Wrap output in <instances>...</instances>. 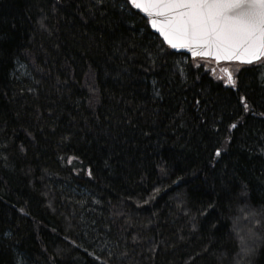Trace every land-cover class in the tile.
I'll return each instance as SVG.
<instances>
[{
    "label": "trees",
    "instance_id": "trees-1",
    "mask_svg": "<svg viewBox=\"0 0 264 264\" xmlns=\"http://www.w3.org/2000/svg\"><path fill=\"white\" fill-rule=\"evenodd\" d=\"M239 65L125 0H0V264H264V64Z\"/></svg>",
    "mask_w": 264,
    "mask_h": 264
},
{
    "label": "snow or ice",
    "instance_id": "snow-or-ice-1",
    "mask_svg": "<svg viewBox=\"0 0 264 264\" xmlns=\"http://www.w3.org/2000/svg\"><path fill=\"white\" fill-rule=\"evenodd\" d=\"M125 2L141 10L148 17L151 27L172 48L189 49L193 57L202 59L264 64V0ZM222 71L226 73L224 82L235 87L233 72L227 68ZM244 99L241 97L242 101ZM244 108L248 110L246 103ZM215 154L219 156L221 149L217 148ZM250 239H255V234H251ZM242 251L248 255L253 249L244 248Z\"/></svg>",
    "mask_w": 264,
    "mask_h": 264
},
{
    "label": "water",
    "instance_id": "water-1",
    "mask_svg": "<svg viewBox=\"0 0 264 264\" xmlns=\"http://www.w3.org/2000/svg\"><path fill=\"white\" fill-rule=\"evenodd\" d=\"M136 12H138L139 14H141L146 20H147V24H148V27L150 28V30L156 34L157 36H159V38L164 42V44H166L167 46H169L172 50H174L175 52H178V53H181V54H185L189 57H193L192 54H191V51L189 49H184V48H172L170 45H168L164 40H163V37L160 36L159 32L156 30V29H153L151 27V25L149 24L148 22V17L139 9H135L133 6H131ZM212 59V58H210ZM214 60V59H213ZM215 62H220V61H216L214 60ZM225 62H238V61H225ZM240 63V62H238ZM247 65V64H246Z\"/></svg>",
    "mask_w": 264,
    "mask_h": 264
},
{
    "label": "rangeland",
    "instance_id": "rangeland-1",
    "mask_svg": "<svg viewBox=\"0 0 264 264\" xmlns=\"http://www.w3.org/2000/svg\"><path fill=\"white\" fill-rule=\"evenodd\" d=\"M240 65L239 64H234V65H223L222 67L224 68H229V67H232V69L230 71H232L233 73L238 69ZM16 72H18V74H25L26 73V69L25 67L22 65V64H18V66L16 67ZM225 77H226V74H225Z\"/></svg>",
    "mask_w": 264,
    "mask_h": 264
}]
</instances>
